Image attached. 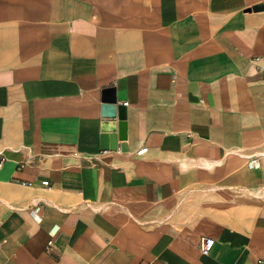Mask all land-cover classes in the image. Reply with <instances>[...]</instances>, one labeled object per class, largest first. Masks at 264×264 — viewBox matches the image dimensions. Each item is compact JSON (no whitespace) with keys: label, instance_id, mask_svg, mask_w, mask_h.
I'll return each instance as SVG.
<instances>
[{"label":"crops","instance_id":"1","mask_svg":"<svg viewBox=\"0 0 264 264\" xmlns=\"http://www.w3.org/2000/svg\"><path fill=\"white\" fill-rule=\"evenodd\" d=\"M37 262L264 264V0H0V264Z\"/></svg>","mask_w":264,"mask_h":264},{"label":"built area","instance_id":"2","mask_svg":"<svg viewBox=\"0 0 264 264\" xmlns=\"http://www.w3.org/2000/svg\"><path fill=\"white\" fill-rule=\"evenodd\" d=\"M125 105H128V102L125 103ZM148 151V147H142L137 151V155H143ZM48 182L45 181L44 184H47ZM215 240L211 237H204L202 238L200 249L203 254H208L214 245ZM36 264H43L42 262H37Z\"/></svg>","mask_w":264,"mask_h":264}]
</instances>
